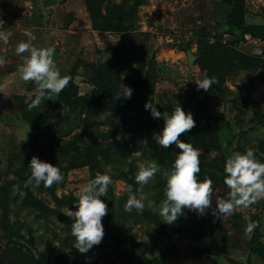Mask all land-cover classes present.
I'll return each mask as SVG.
<instances>
[{"label": "rangeland", "instance_id": "374dc122", "mask_svg": "<svg viewBox=\"0 0 264 264\" xmlns=\"http://www.w3.org/2000/svg\"><path fill=\"white\" fill-rule=\"evenodd\" d=\"M243 2L264 25V0ZM228 14L219 0H0V24L11 33L0 40V264H264L263 199L222 219L211 209H184L171 225L163 222L165 178L157 172L145 185L134 180L139 163L165 169L174 162L179 149L153 139L163 119L129 110L123 97L118 108L101 107L121 83L162 113L194 98L205 103L204 117L218 120L220 150L208 151L198 134L188 137L193 128L179 139L200 153L197 177L212 180V207L229 199L212 160L222 156L225 164L233 152L252 148L264 162V55L253 54L264 51V35L242 32ZM20 42L54 49L56 68L70 77L61 93L31 110L36 85L17 71L29 55L16 54ZM205 72L216 80L209 95L195 82ZM34 156L57 166L63 180L25 186ZM97 172L112 180L100 197L104 236L81 254L66 213ZM131 194L147 196L142 213L124 210ZM252 221L257 227L247 234Z\"/></svg>", "mask_w": 264, "mask_h": 264}, {"label": "clouds", "instance_id": "9594fccd", "mask_svg": "<svg viewBox=\"0 0 264 264\" xmlns=\"http://www.w3.org/2000/svg\"><path fill=\"white\" fill-rule=\"evenodd\" d=\"M0 24V40L7 42L11 33L2 30ZM31 40L35 39L31 33H27ZM29 55L23 58L17 71L24 81H33L36 85V95L28 104L29 110L39 107L42 100L51 99L52 94H59L68 85L70 77L61 76L53 60L54 49L37 48L27 42H20L16 47V54L25 52ZM254 55H264V51L256 49ZM4 62L0 57V64ZM197 89L209 90L216 83L214 77L205 72L203 78L195 81ZM133 89L120 84L117 98L130 99ZM145 110L150 112L153 119L162 118L164 125L158 133H153L156 144L162 148L175 145L179 149L170 168L162 169L155 161L138 164V171L134 180L138 185L147 184L151 178L160 172L165 178L164 199L158 206V215L163 222L172 224L178 217L184 214V209L194 211L199 215H206L211 209L215 218L222 219L232 215L237 207L247 208L264 199V162L257 160L255 150L246 149L243 153L233 152L225 161L223 183L229 191V199H218L215 208L212 207L211 194L213 191L212 180L205 177L199 180L200 153L192 144L179 139L182 133L190 131L195 126L191 112L186 113L178 106L171 113L161 112L156 104L151 101L145 103ZM106 115H112L107 113ZM27 169L29 170L26 185L38 188L43 184L45 188L63 180V175L57 166L43 162L37 157H32ZM112 184L108 174L96 173L95 177L85 183L74 194L76 199L75 210L66 213L70 219L71 234L75 238L74 246L81 254L87 253L94 245H99L104 236L102 218L107 213V205L100 197L106 196L109 185ZM145 194L129 195L124 210L132 212L135 209L142 213L145 208ZM257 227L252 221L247 223L245 232L251 234Z\"/></svg>", "mask_w": 264, "mask_h": 264}, {"label": "trees", "instance_id": "16d2710c", "mask_svg": "<svg viewBox=\"0 0 264 264\" xmlns=\"http://www.w3.org/2000/svg\"><path fill=\"white\" fill-rule=\"evenodd\" d=\"M220 4L227 7L229 9V20L231 21L230 24L234 25L237 29L241 30L244 33H251L254 36H259V35H264V25H247L245 23V15H246V11H245V5L243 0H219ZM111 77V75H109V73L107 72L105 75H103L104 79H109ZM106 90V88H105ZM214 91H216V89H209L206 91V94H211L214 93ZM109 101L107 103H103V105L101 104V107L103 108L102 110L108 108L113 110L112 108H118L121 104L123 103L124 100L117 98L116 94H114V91L109 89ZM126 102L128 101V107L129 110H134L135 112H138V114L143 115L144 113L146 114L148 111L145 110L144 105L145 103L149 102V100H145V99H135V98H130V99H125ZM195 101H193V104H191L190 101H185L183 103H179V105L182 107V109L185 112H188V110L191 108V110H194V114H192L194 117V121H195V126L192 129V132L188 133V137L193 136V138L197 139V134L201 137L205 138V141H207V147L206 149L208 151H216V150H220V139L216 133V125L218 123V120H215L210 114L208 117H204V115L202 114V108L204 106V104H202V102L200 101V104H198L196 98H194ZM152 102V101H151ZM178 106V105H177ZM176 106V107H177ZM169 113H171L172 111H174V109L171 111V108L167 107L166 108ZM131 117V116H130ZM201 134V135H200ZM212 166L216 169H218L220 172H222L224 175V161H223V157H216L212 160ZM222 180V179H221ZM227 186H225L224 188H226ZM264 200V199H263ZM263 200H261L262 205H260V209H264L263 208ZM263 212V210H262ZM254 253H257L255 251H253ZM261 257H263L260 254Z\"/></svg>", "mask_w": 264, "mask_h": 264}, {"label": "crops", "instance_id": "0c3cea01", "mask_svg": "<svg viewBox=\"0 0 264 264\" xmlns=\"http://www.w3.org/2000/svg\"><path fill=\"white\" fill-rule=\"evenodd\" d=\"M244 20L247 25H262L259 23V17L252 14H246Z\"/></svg>", "mask_w": 264, "mask_h": 264}, {"label": "water", "instance_id": "95a60500", "mask_svg": "<svg viewBox=\"0 0 264 264\" xmlns=\"http://www.w3.org/2000/svg\"><path fill=\"white\" fill-rule=\"evenodd\" d=\"M187 57H188V62H192L195 58L190 52H187ZM82 145L85 147L86 143H83Z\"/></svg>", "mask_w": 264, "mask_h": 264}]
</instances>
